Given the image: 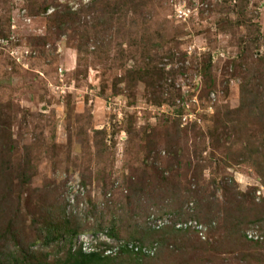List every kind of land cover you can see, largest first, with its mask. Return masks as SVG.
Instances as JSON below:
<instances>
[{
    "label": "rangeland",
    "instance_id": "obj_1",
    "mask_svg": "<svg viewBox=\"0 0 264 264\" xmlns=\"http://www.w3.org/2000/svg\"><path fill=\"white\" fill-rule=\"evenodd\" d=\"M93 1L0 0V247L264 264V0Z\"/></svg>",
    "mask_w": 264,
    "mask_h": 264
},
{
    "label": "trees",
    "instance_id": "obj_2",
    "mask_svg": "<svg viewBox=\"0 0 264 264\" xmlns=\"http://www.w3.org/2000/svg\"><path fill=\"white\" fill-rule=\"evenodd\" d=\"M128 2V3H127ZM126 3L122 6V11L126 9V7L130 8V11H133L135 13V10L138 8V2L140 0H127ZM115 4V3H114ZM92 9L94 11L93 16L97 17L98 15H103L109 17V24H115L114 20L116 18L119 20L122 13L121 9H114L111 7V5L107 6L106 8V3L105 0H94L92 3ZM68 12L65 14L56 13L52 17V24H77L76 21L77 19V14L70 12L71 10L67 9ZM134 15V14H133ZM229 114H225V118H227ZM232 121V120H231ZM201 191L197 189L196 191H192L191 194H195L196 196H200L199 193ZM203 196H200V201L203 203ZM197 202V201H196ZM181 209V208H180ZM179 209V210H180ZM207 217V216H206ZM203 217L204 220L209 222V224L213 223V220L210 219L209 217ZM173 228H176V222L172 224ZM7 234V231H5V235ZM63 236L65 237L66 234ZM8 237V238H7ZM5 238V239H4ZM4 238L0 237V246L6 247L9 244V241L11 240L9 236H5ZM261 250L264 251V246L260 248ZM98 250V249H95ZM27 255L21 251L18 250H11L7 248H1L0 247V264H30L28 259L26 260ZM98 257H101L100 254L97 253H91L89 255H85L81 252L72 254L70 258L72 259V262L74 264H91L94 259L99 260Z\"/></svg>",
    "mask_w": 264,
    "mask_h": 264
},
{
    "label": "clouds",
    "instance_id": "obj_3",
    "mask_svg": "<svg viewBox=\"0 0 264 264\" xmlns=\"http://www.w3.org/2000/svg\"><path fill=\"white\" fill-rule=\"evenodd\" d=\"M97 245V244H96ZM98 252V250H95V249H88V252L85 250V254H87V255H89V254H91V253H97Z\"/></svg>",
    "mask_w": 264,
    "mask_h": 264
}]
</instances>
